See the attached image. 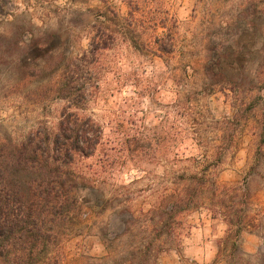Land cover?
Here are the masks:
<instances>
[{
	"label": "rangeland",
	"instance_id": "1",
	"mask_svg": "<svg viewBox=\"0 0 264 264\" xmlns=\"http://www.w3.org/2000/svg\"><path fill=\"white\" fill-rule=\"evenodd\" d=\"M63 116L64 264L263 263L264 0H0V144Z\"/></svg>",
	"mask_w": 264,
	"mask_h": 264
},
{
	"label": "trees",
	"instance_id": "2",
	"mask_svg": "<svg viewBox=\"0 0 264 264\" xmlns=\"http://www.w3.org/2000/svg\"><path fill=\"white\" fill-rule=\"evenodd\" d=\"M68 125L63 116L44 144L35 134L21 145L0 144V264H64L61 236L52 226L64 218L67 194L54 180L60 181L61 161L69 156ZM28 174L32 181L26 184ZM234 249L240 251L236 244Z\"/></svg>",
	"mask_w": 264,
	"mask_h": 264
}]
</instances>
